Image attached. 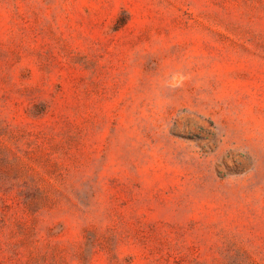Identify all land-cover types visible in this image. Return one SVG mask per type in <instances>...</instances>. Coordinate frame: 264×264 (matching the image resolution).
Wrapping results in <instances>:
<instances>
[{
    "label": "rangeland",
    "instance_id": "rangeland-1",
    "mask_svg": "<svg viewBox=\"0 0 264 264\" xmlns=\"http://www.w3.org/2000/svg\"><path fill=\"white\" fill-rule=\"evenodd\" d=\"M0 264H264V0H0Z\"/></svg>",
    "mask_w": 264,
    "mask_h": 264
}]
</instances>
